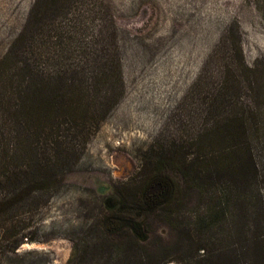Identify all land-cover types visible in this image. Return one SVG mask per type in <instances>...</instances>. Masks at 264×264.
Returning a JSON list of instances; mask_svg holds the SVG:
<instances>
[{
  "label": "rangeland",
  "instance_id": "obj_1",
  "mask_svg": "<svg viewBox=\"0 0 264 264\" xmlns=\"http://www.w3.org/2000/svg\"><path fill=\"white\" fill-rule=\"evenodd\" d=\"M34 1L0 0V158L7 159L11 171L28 172L30 149L41 153L45 146L46 121L37 114L18 121L19 111L11 108V45ZM105 1L119 31L123 95L55 188L21 198L14 193L11 251L3 249L0 264H110L103 253L111 252L113 259L126 249L137 256L148 254L156 264H190V258L202 254L186 233L194 226L197 231V224L207 220L209 196L231 185L220 182L205 189L191 179L185 185L179 173L194 159L201 161L209 154L221 165L224 161L225 147L219 141L211 145L200 134L206 111L189 89L205 63L212 68L209 56L227 29L228 40L218 50L225 59L217 88L224 84V65L237 44L240 83L232 98L233 113L223 114L228 121L236 119L249 126L247 141L264 157L260 0ZM172 140L182 147L178 164H170L167 158ZM231 161L228 158L226 163ZM194 168L205 175V164ZM159 180L168 185L166 204L149 210L144 194ZM14 185L17 188L16 180ZM260 187L264 196V183ZM228 215L229 237L217 225L212 235L226 239L229 248H239V220L231 206ZM109 218L136 223L146 241L129 227L106 232ZM107 243L111 247L106 248ZM141 262L137 259L133 264Z\"/></svg>",
  "mask_w": 264,
  "mask_h": 264
},
{
  "label": "trees",
  "instance_id": "obj_2",
  "mask_svg": "<svg viewBox=\"0 0 264 264\" xmlns=\"http://www.w3.org/2000/svg\"><path fill=\"white\" fill-rule=\"evenodd\" d=\"M260 3L264 18V0ZM229 33L227 29L209 56L212 68L205 63L189 89V95L199 98L206 111L201 136L211 145L219 141L225 148L222 165L212 154L201 161L196 158L179 173L182 182L186 185L191 179L205 189L220 182L231 185L209 196V219L197 224V231L194 226L186 233L187 239L196 244V250L203 251L190 258V264H264V196L260 187L264 183V157L259 156L253 142L247 141L249 126L236 119L228 121L223 114L233 113L232 98L240 83L238 44L232 46L233 52L224 65V84L217 88L225 59L218 50L225 47ZM11 73V108L19 111L17 120L25 121L37 114L47 125L42 152L30 149L28 172L11 171L7 159L0 158V256L3 249L11 251L14 193L21 198L55 188L80 160L86 144L123 95L119 31L111 7L105 0H35L22 31L11 45ZM227 107H231L229 111ZM169 144L168 161L178 164L182 161V147L174 140ZM228 158L232 161L227 164ZM195 163L205 164L204 176L195 170ZM163 183V196L148 202L149 210L166 204L163 199L168 185ZM230 206L239 220V248H229L226 239H216L212 233L217 225L222 231L226 229L229 237ZM105 246L109 248L111 244ZM103 254L110 264H133L137 259L142 260L141 264H156L152 256H137L127 249L113 259L111 252Z\"/></svg>",
  "mask_w": 264,
  "mask_h": 264
},
{
  "label": "water",
  "instance_id": "obj_3",
  "mask_svg": "<svg viewBox=\"0 0 264 264\" xmlns=\"http://www.w3.org/2000/svg\"><path fill=\"white\" fill-rule=\"evenodd\" d=\"M165 189V184L162 181H157L153 184H151L148 188L147 193L148 194H154V193H160L163 192ZM116 224L118 225L117 228H112L110 229L111 226L115 225L114 223H111L109 220L105 221L104 224V229L107 230L110 233H114L116 232L118 229L124 227V226H131V230L133 231V233L136 234V236L140 239V240H144L145 236L141 234V231L138 227V225L136 223H131L128 222L126 220H116Z\"/></svg>",
  "mask_w": 264,
  "mask_h": 264
},
{
  "label": "flooded vegetation",
  "instance_id": "obj_4",
  "mask_svg": "<svg viewBox=\"0 0 264 264\" xmlns=\"http://www.w3.org/2000/svg\"><path fill=\"white\" fill-rule=\"evenodd\" d=\"M148 191V190H147ZM147 191L145 192V194H144V198H145V200H147L148 202H151V201H153V200H155V199H159V198H161L162 196H163V192H160V193H154V194H148L147 193ZM108 202V201H107ZM110 202V201H109ZM114 206H115V204L114 205H112V206H110V208L111 209H113L114 208ZM117 219H119V218H109V219H107V220H109L111 223H114L115 225H113V226H111L110 227V229H112V228H117L118 227V225L116 224V220ZM119 220H121V219H119ZM127 221V220H126ZM128 222H131V221H128ZM131 223H134V222H131ZM126 227H129L130 229H131V226H124V227H122V228H120V229H118L116 232H118V231H120L121 229H123V228H126ZM139 227V226H138ZM140 229V228H139ZM132 231V230H131ZM116 232H114V233H116ZM133 232V231H132ZM135 234V233H134Z\"/></svg>",
  "mask_w": 264,
  "mask_h": 264
}]
</instances>
